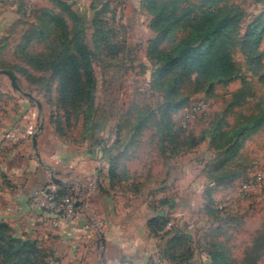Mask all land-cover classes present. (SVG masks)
Listing matches in <instances>:
<instances>
[{"label": "rangeland", "instance_id": "374dc122", "mask_svg": "<svg viewBox=\"0 0 264 264\" xmlns=\"http://www.w3.org/2000/svg\"><path fill=\"white\" fill-rule=\"evenodd\" d=\"M162 1L180 16L195 11L192 3H199ZM227 6L237 21L230 33L234 76L212 87L209 82L186 81L179 91L184 104L173 110L166 107L170 98L153 86L158 64L150 51L159 33L143 0H0V70H13L20 87L14 89L9 77L0 75V137L2 128L16 124V117L23 115V105L36 111L35 132L50 140L48 153L64 145L65 154L72 158L73 164H68L74 175L67 177L71 183L59 198L75 201L82 198L79 185H83L77 181L78 176L82 179L77 171L92 165L89 159L98 154L97 144L106 141L108 146L100 152L107 157L109 180L103 185L94 183L108 195L105 211L106 205L115 206L124 217L136 208L134 215L145 219L149 210L151 219L163 224L153 232L150 220L129 219L126 235L133 231L140 239V254L136 260L125 257L128 264H212L213 242L225 244L236 264H264V125L225 163L228 170L241 173L240 177L219 184L216 177L220 172L210 170L225 159L224 149L212 141V129L219 125L227 131L237 125L241 114L264 108V65L247 58L242 49L247 27L264 13V0H227ZM50 14L59 18L54 28L48 24ZM42 31L45 36H40ZM185 31L181 22L159 48L169 49ZM64 32L71 41L79 38L91 52L93 93L86 92L73 103H67L62 94L60 75L33 65L26 55L46 58L54 54ZM261 50L264 62V38ZM173 145L176 152L170 155L168 148ZM3 157L0 154V161ZM111 167L119 178L110 179ZM46 170L51 173L48 167ZM0 185L12 189L5 173L0 174ZM33 202L30 197V207L41 213L32 210L21 216L0 210L1 260L28 264L25 253L29 251L37 264H106L105 224L96 223L97 211L82 216L97 231L94 243L58 251L55 224L45 214L54 210ZM179 233L190 238L193 251L183 263L165 256L168 240ZM22 241L34 246L22 250Z\"/></svg>", "mask_w": 264, "mask_h": 264}, {"label": "trees", "instance_id": "16d2710c", "mask_svg": "<svg viewBox=\"0 0 264 264\" xmlns=\"http://www.w3.org/2000/svg\"><path fill=\"white\" fill-rule=\"evenodd\" d=\"M198 1L197 4L192 3L196 7L195 11L190 10L189 15L180 16L175 11H171L169 4L162 0H143L146 10L153 16V26L159 33L150 51L151 57L158 64L153 75V86L158 91L165 92L170 98L166 103L168 109L177 110L184 104L179 91L186 81L194 79L200 84L209 82L212 87L215 82L230 80L235 74L234 63L230 55V33L235 28L236 16L227 6V0ZM173 3L179 4L180 1L174 0L171 4ZM50 16L49 26L52 28L58 26L59 18L55 14H50ZM181 22L186 28L184 36L169 49H160L159 45L178 30ZM43 35L45 36L44 31L40 33V36ZM60 35L62 37L55 47L54 54H49L46 58L29 52H26V55L33 65L51 69L60 75L62 94L67 103H73L74 100L80 101L86 92L91 95L93 93L91 52L79 38L71 41L65 32ZM263 38L264 13L247 27L242 39V49L247 58H255L260 65H264L261 50ZM7 70L13 73V70L9 68ZM263 125L264 108L256 113L241 114L237 125L227 131L219 125L212 129L214 145L218 149H224L225 154V159L222 158L210 169L212 173L220 172L216 177L219 184L226 179L234 181L240 177L241 173L228 170L225 163L234 158L245 139ZM170 143H173L172 140ZM104 145L106 146L107 142L101 141L96 147L103 152ZM97 148H94L93 154ZM176 148L177 146L174 145L168 148L170 155L176 152ZM116 171L115 167H111L110 179L119 178ZM126 174H128L127 170ZM125 175L124 178L127 177ZM65 187L59 195H65ZM149 226L153 232H156L163 227V224L156 219H150ZM189 240L190 238L183 233L174 234L168 240L165 256L177 263L187 261L193 255ZM33 246L34 244L29 241H22V250ZM33 254L29 251L25 253L26 263L37 264ZM5 255L8 257V252L5 251ZM209 255L212 264H236L229 248L222 242H213ZM0 264H8V262L1 260L0 257ZM253 264H256L255 261Z\"/></svg>", "mask_w": 264, "mask_h": 264}, {"label": "crops", "instance_id": "0c3cea01", "mask_svg": "<svg viewBox=\"0 0 264 264\" xmlns=\"http://www.w3.org/2000/svg\"><path fill=\"white\" fill-rule=\"evenodd\" d=\"M22 109L25 112L21 117H16L17 123L2 128L0 137V154L4 155L0 161V174L5 173L12 189H15L13 191L4 185H0V204H3L0 210L5 212L15 211L20 213L21 216L28 214L32 210L40 212L38 209L30 207V197L33 198L34 205L38 204L35 201L37 193H40L37 199L40 202L45 201L46 193L54 195L57 201L63 200L64 198H59V193L62 192L63 187L71 183L67 177L74 175L73 166L70 167L68 164H73L70 160L72 158L65 154V146L57 145L54 151L49 154L48 152L51 151L52 147L49 144L50 140L46 139L44 134H40L38 137L41 160L35 157L32 137L35 133L36 111L24 105ZM97 151L98 154L97 152L96 154L94 153L95 159H89L92 165L85 171H77L81 172L77 174L82 176V179L78 176L77 181L83 182L82 186L79 185L82 192L83 209L87 215L91 214V211L94 213L97 211L96 217H99V220L105 224V251L103 255L106 264H128L127 261L125 262V257L127 260H136L137 254H140L138 252L140 239H137L133 231L130 233L132 234L131 236L130 234L126 235V224L130 223L129 219H132V217L147 223L152 218L151 213L149 210L146 211L144 219V216L140 218L138 215H134L136 208L128 211L124 217L119 216L115 206L108 207L106 205L105 211L104 204L108 203L106 201L108 195L105 189H96L97 187L94 186V183L100 181L103 185V181L109 180L107 176L108 170L105 168L107 157L104 158L101 152ZM47 167L64 183H53L50 177L51 173H47ZM115 211L117 214H115ZM45 214H47L46 219L51 216L50 222L53 221V224H55L53 234L58 240L56 246L58 251H62L70 245L77 249L80 243L89 245V243H94L97 238V231L94 227L86 226L87 222L86 219H83L82 216H85L83 214L75 221H67L63 217L58 216L57 212L54 213V211L51 213L45 212ZM108 232H111V235Z\"/></svg>", "mask_w": 264, "mask_h": 264}, {"label": "built area", "instance_id": "2783aa9c", "mask_svg": "<svg viewBox=\"0 0 264 264\" xmlns=\"http://www.w3.org/2000/svg\"><path fill=\"white\" fill-rule=\"evenodd\" d=\"M244 189L247 188V186L243 185ZM242 191V190H241ZM39 194L37 193L36 195V199L35 201L38 202V204H36V206L39 207H46V208H51L52 210L54 209L55 212L57 213H62L64 218L70 221H75L79 218V216L81 215V213L78 212V210L75 207V200L73 198H64L61 201H57V199L54 197V195H50L49 193H46V199L45 201H38L37 199L39 198ZM35 202V203H36ZM184 213H180V216H183ZM98 223V225H102V221H100L98 219V221L96 222ZM87 227H92V225H90L89 223H87L86 225ZM97 226V225H96Z\"/></svg>", "mask_w": 264, "mask_h": 264}, {"label": "water", "instance_id": "95a60500", "mask_svg": "<svg viewBox=\"0 0 264 264\" xmlns=\"http://www.w3.org/2000/svg\"><path fill=\"white\" fill-rule=\"evenodd\" d=\"M0 74L7 75L9 77L10 81H11L12 87L14 89L20 90V87H19V85H18V83L16 81V78H15V75L11 71L0 70ZM25 94L28 97L33 98V96L30 95L29 93H25ZM38 105H40L39 102H38ZM38 137H39V132H35L33 134V137H32V142H33V147L35 149V154H36L37 158L39 160H41V155L39 153V148H38ZM50 177H51V180L53 181V183H55V184L64 183V181L62 179L58 178L54 172H51ZM75 207H76V209L78 210L79 213H81V214H83L85 216H88L86 214V212L84 211V209H83V200H82V198H77V200L75 201ZM102 244H103V246H105L104 238H102Z\"/></svg>", "mask_w": 264, "mask_h": 264}]
</instances>
